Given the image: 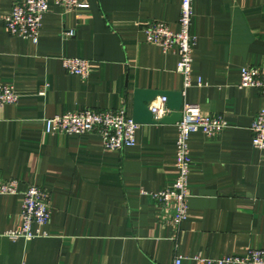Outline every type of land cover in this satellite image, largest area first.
Wrapping results in <instances>:
<instances>
[{
    "label": "crops",
    "instance_id": "crops-1",
    "mask_svg": "<svg viewBox=\"0 0 264 264\" xmlns=\"http://www.w3.org/2000/svg\"><path fill=\"white\" fill-rule=\"evenodd\" d=\"M17 1L0 0V82L19 94L0 106V179L46 190L50 219L45 235L10 239L3 232L19 224L21 198L0 194V264H174L177 256L198 264L194 256L264 248V149L249 130L264 99L239 86L242 66L264 64V0L192 1L189 86L177 53L141 31L151 20L177 31L180 0H79L87 7L74 11L48 0L36 42L10 35L1 20ZM62 29L74 35L62 38ZM63 57L87 59L89 76L67 73ZM136 88L180 90L183 104L227 123L189 135L188 214L178 226L140 192L173 183L175 124H138L134 145L119 151L94 132L43 131V118L81 108L124 106L131 115Z\"/></svg>",
    "mask_w": 264,
    "mask_h": 264
},
{
    "label": "built area",
    "instance_id": "built-area-1",
    "mask_svg": "<svg viewBox=\"0 0 264 264\" xmlns=\"http://www.w3.org/2000/svg\"><path fill=\"white\" fill-rule=\"evenodd\" d=\"M192 1L180 0L178 16V30L172 31L163 21L151 20L141 26L146 42L160 46L163 50H174L178 60L176 71L182 76L184 86H189L192 71V50L196 39L190 32L192 17ZM66 11H74L87 7V3L79 0H53ZM48 0H20L14 2L10 11L1 17V20L12 36L29 38L36 42L39 35L42 16L48 11ZM74 35L73 29H62V38ZM63 69L69 73L86 79L90 73L89 61L79 57L61 58ZM197 84H201L198 78ZM239 86L254 88L264 99V64L245 65L239 70ZM19 98L18 92L11 84L0 82V106L14 104ZM154 119H159L169 113L165 105V97L160 96L148 104ZM181 118L175 123L177 136L175 140L173 183L161 190L147 192L158 206L171 210V222L179 225L187 218L189 196V175L192 168V159L188 148L189 135L192 132H201L205 135H214L221 132L227 123L219 113L204 114L196 104L182 105ZM43 131L46 134H85L97 133L101 136L105 150L119 151L135 143V131L138 126L124 106L116 109L97 110L81 108L73 111L54 114L43 118ZM249 130L251 145L257 149H264V104L254 115ZM0 194H19L20 222L17 226L3 232L10 239L22 238L31 240L45 235L42 227L50 219L49 194L42 187L28 184L19 188V180L15 178L0 179ZM198 264H264V248H248L244 255H225L219 258H204L194 256ZM181 257L174 259V264H180ZM25 264V263H22Z\"/></svg>",
    "mask_w": 264,
    "mask_h": 264
},
{
    "label": "water",
    "instance_id": "water-1",
    "mask_svg": "<svg viewBox=\"0 0 264 264\" xmlns=\"http://www.w3.org/2000/svg\"><path fill=\"white\" fill-rule=\"evenodd\" d=\"M156 96L165 97V105L169 113L159 119H154L148 104ZM183 105V95L180 90H155L136 88L133 90V105L131 118L137 124L164 123L175 124L181 118L180 109Z\"/></svg>",
    "mask_w": 264,
    "mask_h": 264
}]
</instances>
